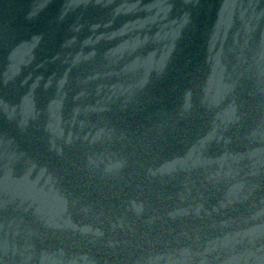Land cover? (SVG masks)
Instances as JSON below:
<instances>
[{"label":"water","instance_id":"obj_1","mask_svg":"<svg viewBox=\"0 0 264 264\" xmlns=\"http://www.w3.org/2000/svg\"><path fill=\"white\" fill-rule=\"evenodd\" d=\"M0 264H264V0H0Z\"/></svg>","mask_w":264,"mask_h":264}]
</instances>
